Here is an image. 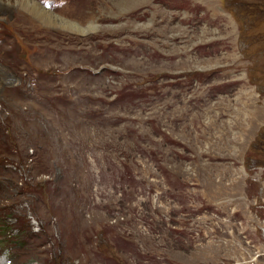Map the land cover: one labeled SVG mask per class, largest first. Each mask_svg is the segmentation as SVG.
<instances>
[{"label": "rangeland", "instance_id": "1", "mask_svg": "<svg viewBox=\"0 0 264 264\" xmlns=\"http://www.w3.org/2000/svg\"><path fill=\"white\" fill-rule=\"evenodd\" d=\"M1 107L0 264H264V0H0Z\"/></svg>", "mask_w": 264, "mask_h": 264}, {"label": "bare ground", "instance_id": "2", "mask_svg": "<svg viewBox=\"0 0 264 264\" xmlns=\"http://www.w3.org/2000/svg\"><path fill=\"white\" fill-rule=\"evenodd\" d=\"M31 4V3H30ZM33 6L35 7L34 10H32L33 14L36 15L37 17H39V19L44 20L43 23L45 24H50V23H64V20L59 17L58 15H54L46 10H43V8H41L39 5L37 4H33ZM67 22V21H66Z\"/></svg>", "mask_w": 264, "mask_h": 264}, {"label": "trees", "instance_id": "3", "mask_svg": "<svg viewBox=\"0 0 264 264\" xmlns=\"http://www.w3.org/2000/svg\"><path fill=\"white\" fill-rule=\"evenodd\" d=\"M1 109H2V107H1ZM1 109H0V110H1ZM0 244H1V242H0Z\"/></svg>", "mask_w": 264, "mask_h": 264}]
</instances>
